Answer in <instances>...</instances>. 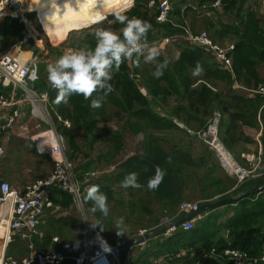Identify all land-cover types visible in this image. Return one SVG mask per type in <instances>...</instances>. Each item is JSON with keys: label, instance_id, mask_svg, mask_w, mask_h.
<instances>
[{"label": "trees", "instance_id": "obj_1", "mask_svg": "<svg viewBox=\"0 0 264 264\" xmlns=\"http://www.w3.org/2000/svg\"><path fill=\"white\" fill-rule=\"evenodd\" d=\"M81 1H47L41 8L33 11L50 15L66 13L76 9ZM97 1L111 4V13L122 12L121 14L129 18L148 21L151 28L146 40H142L144 43H153L160 39L172 40L184 34L186 28L198 32V27H204L209 30L215 42L229 38L235 44L230 54L233 72L221 68L210 53L190 44L185 38L187 41L180 45L182 49L178 59L169 62L166 56L160 55L155 61L146 63L141 56L137 64L134 55L125 60L118 71L113 68L112 79L109 81L112 90L107 96H104L106 89L94 92L90 100L73 94L67 104L55 103L57 90L48 81L47 65H38V79L32 82L31 87L38 91H47L50 105L63 119L71 122V126L67 127L54 116L58 131L66 138V156L73 163L76 179L82 183L87 218H94L95 223L99 222L104 229L103 237L122 249L126 239L139 235L142 230L150 232L158 229L167 222L164 218L177 221L188 215L180 211L183 201L200 200L201 205L217 195L221 198L235 196L255 185L264 184V133L261 136L263 166L257 169L262 174L248 178L232 189L236 180L230 179L222 171L217 154L199 138L190 135L187 129L180 128L174 122V119L183 120L196 130L206 126L211 113L220 111L222 118L219 123V136L224 146L233 152L238 150L237 144L241 140L243 143L250 141L242 131L243 125L260 129L262 123L264 127V94L249 95L243 90L264 86V76L261 74L264 68V16H257L254 9L247 4L248 0H224L221 9L211 8L213 0H196L200 6L198 8L209 4V10L213 13H216L213 10H223L222 12L235 16L232 23L221 22L219 25L212 17L192 12L193 7L186 0H171L173 3L169 19L160 22L158 0L153 6L148 4L150 0H134L131 8L129 7L133 0ZM203 11L206 12L205 9ZM34 12L28 15L33 16ZM123 27L124 25L115 20L114 15L112 23L100 28L111 29L123 39ZM97 29L99 28L90 32L81 31V43L73 44L76 47L73 50L86 46L94 49L96 40L93 33ZM34 44L22 21L9 15L4 18L0 28V52H7L13 45H20L23 50L34 47L28 51L31 53L29 56L33 57L39 53V48ZM46 44V50L55 51L57 57L63 55L61 46H65V43L54 46L47 41ZM165 60L167 67L163 70V75L156 78L153 72ZM197 64L203 69L199 76L193 75ZM198 79L204 82L200 80L198 85H194ZM219 83L225 86L224 89L219 87ZM234 85L241 88L236 89ZM141 87L146 89V95L140 90ZM173 95L177 99L171 104L170 97ZM102 96V106L92 108L91 99ZM107 103L124 112L125 124L133 133L143 135L138 150L121 161L116 158L122 154L124 129L118 127L115 130L100 125V118L107 121ZM80 129L84 137L91 135L90 144L102 138L108 143V147L95 158L87 151L88 157L76 164L84 155L78 140ZM10 143L14 145L13 138ZM31 144L34 146V143ZM38 147L41 151L44 146L38 143ZM34 152L36 157H45L48 161L52 159L49 154L40 153L35 147ZM102 161H105L106 168L100 170L97 166ZM110 166L114 168L108 170ZM157 166L165 171V175L156 190H149L147 182L155 175ZM5 172L7 171L0 169V179H5ZM132 172L138 173V182L143 185L142 188L121 187V181ZM92 185H99L100 190L108 197L109 213L106 217L99 211L93 213L92 202L85 200L86 191ZM192 185L198 187L199 195L188 192ZM49 195L54 206L46 209L42 225L45 236L33 238L35 248L61 249L59 244L51 240L52 236L58 235L63 240L69 239L72 242L75 254L82 244L78 239L86 229L84 219L80 212L76 214L72 211L76 209L73 195L59 184L49 188ZM55 208H59L60 214L50 215ZM201 214L202 218L191 229H185L180 224L168 235L164 231L147 239L145 244L136 245L131 250L130 264H232L223 258L227 247L241 249L253 256L262 253L264 189L241 200L203 210ZM120 218H123L124 235L118 236L116 227ZM76 232L80 233L78 238L75 236ZM13 237L8 254L16 257L25 255L27 242L19 235L14 234ZM65 264H75V261L67 259Z\"/></svg>", "mask_w": 264, "mask_h": 264}, {"label": "built area", "instance_id": "obj_2", "mask_svg": "<svg viewBox=\"0 0 264 264\" xmlns=\"http://www.w3.org/2000/svg\"><path fill=\"white\" fill-rule=\"evenodd\" d=\"M171 0H158V20L167 21L172 10ZM224 0H213L211 8H223ZM150 6L156 4V0H150ZM21 1L19 0H0V18L9 15L19 18L20 15L13 13L20 10ZM207 14H210L209 4L202 6ZM180 37L188 39L189 43L195 45L210 53L218 65L226 71L233 72L231 52L235 44H220L214 41L207 31L192 32L189 28L185 33L174 38ZM160 46L165 47L170 42L169 39H162ZM73 50L65 48L64 53ZM38 63L32 60L27 62L13 52L0 53V160L6 154L5 143L7 135L13 127L23 120L25 116L36 121V127L42 129L34 137L36 147L38 148V136L45 132L54 133L61 157H56L52 152L40 151V153L49 154L54 162L53 171L45 177L38 178L35 181L26 184L23 187L13 186L8 180L0 179V264H65L67 259H73L75 264H124L122 249L108 242L102 234L100 228H93L85 213L84 202L82 198L81 186L73 171V163L66 156V139L56 127L54 116L62 120L67 127L71 126L68 119H63L50 105V97L47 91H38L31 87L30 83L38 79ZM238 86V85H236ZM239 87V86H238ZM259 91L251 90V93H263L264 86H260ZM146 95V89H140ZM222 118L220 111H214L206 126L199 130H192L183 123L174 119L179 127L187 129L189 133L197 137L214 150L226 170L236 178L237 186L248 178H255L262 173L257 171L259 163L254 167L247 169L238 164L231 153L224 146L219 136V123ZM261 154V151H260ZM260 162V157H258ZM73 195L74 202L86 223V229L81 235V248L73 254L72 242L63 240L60 236L54 235L51 240L61 246L59 250L35 248L34 237H44L45 231L42 228L43 216L47 208L54 206L49 195V188L54 184ZM235 188V187H234ZM199 201H184L180 205V211L187 214L198 211ZM202 218L199 212L194 218L182 222L185 229L194 227L195 222ZM176 227L167 231L170 233ZM146 231H140L139 235ZM19 235L27 242L29 252L22 257H16L8 254V247L12 242L13 235ZM111 248L110 252L103 250L101 241ZM144 241L141 245L145 244ZM223 258H226L232 264H262L264 261V247L260 255H249L246 251L238 248L227 247L223 252Z\"/></svg>", "mask_w": 264, "mask_h": 264}, {"label": "rangeland", "instance_id": "obj_3", "mask_svg": "<svg viewBox=\"0 0 264 264\" xmlns=\"http://www.w3.org/2000/svg\"><path fill=\"white\" fill-rule=\"evenodd\" d=\"M175 1H177V0H175ZM186 2L189 5H192V7H193L192 12H194L196 14L201 13V15H203V16L212 17L214 19V21L219 25L221 24V22L230 24L235 20V16H233L232 14L224 13V12H222L223 10H220V11L219 10H213L216 13H213L210 10V14H207L205 11H203L202 8H198L200 6H198V2H196V0H186ZM101 4H102L101 7L103 8V12H102L103 14L102 15H97V14L93 15L92 20L89 21L90 23H92V25L89 26L90 28H88V29L84 28L81 30L79 27L78 19H79V16L83 15V13L86 11L85 6L83 5V0L81 1L80 5L76 9H74V10L71 9L70 11H68L66 13H61V14H56V15H50V14H44V13H38L37 14V12L33 11L34 9L21 10V11L15 12L14 15H20V17L18 19L26 25L27 30H28V35L30 37H32V39L34 40L35 47L39 48V51H38L39 53L33 55V57L31 55L29 56V54H31V53H29L28 51H31V49H34V47H31L27 50H23L20 47V45L11 46L7 52H13V53H15L16 56L21 55V57L23 59H25L27 62L31 61V58H32V60L37 61L38 65L40 67H41L42 63L46 64L47 67L49 64H54L55 61L59 57H57V55H55V51L46 50V48L48 47V45L46 44L47 41H49L54 46H60L62 43H65L66 44L65 46H63V44L61 46V47H63V48H61V53L65 54L64 53L65 48L76 49V47L72 46V45L81 43V39L83 36L82 32H84V31L90 32L96 28L107 26L108 24L113 22V16L119 12L110 13L107 15L104 12H106L105 10L108 7H111V10H112V5L109 3H103V2ZM247 4H249L252 7V9H254V11L257 13V16H259V17L264 16V0H248ZM133 5H134V0H133L131 6L129 8H131ZM32 12H34V15L29 16L28 14L32 13ZM121 13L122 12H120V14ZM106 15H107V17L105 19H103V17ZM4 18L0 21V28H1V25L4 21ZM198 29H199V31H207L210 35V32L207 28L198 27ZM68 35H69V37H68ZM64 41H66V42H64ZM158 41H159V45H160L161 39ZM179 41L181 43V42H185L187 40L183 37H180L178 39H175L170 44H172V43L174 44V43L179 42ZM218 42L220 44H223V45L234 43L233 40L229 39V38H225L223 40H218ZM142 43H144V42L142 41ZM146 44L148 45V48L159 46V45H154V44H149V43H146ZM170 44H168V45H170ZM145 51H147V49H145ZM7 52H5V53H7ZM0 53H2V51ZM261 74H262V76H264V68L261 70ZM107 83L109 84V81ZM31 84H32V82L30 83V85ZM238 86L234 85V87L236 89L241 88V86H239V87ZM219 87L224 89L225 86L223 84H221V85H219ZM99 90H101V89H98L97 91H99ZM243 90L245 92H247L249 95H253V93H251V90L246 89V88H243ZM255 90L259 91V89H253V92ZM259 93H261V92H259ZM146 94H147V91H146ZM176 99H177L176 95L171 96L170 97V103L173 104ZM97 117H101V116H97ZM105 117L107 118V121H104L100 118V121H101L100 125L108 126L111 129H115V130L118 127L124 129V131H123V133H124V144H123L122 151H121L122 154L118 158H116L117 161H121L122 159L126 158L127 155H130V154L134 153L136 150H138V148L140 146L139 142H141L140 140L143 138V135L142 134L137 135V134L133 133L125 124L124 112L111 103H107V105H106ZM36 124L37 123L35 120L28 118V116H25L22 121H20L18 124H16L13 127V129L10 131V134H9L11 139L9 138V141L7 143V153H6V156L3 158V160L0 163V169H4L7 171L4 173L5 180L10 181L16 187H23L26 184L33 182V180L35 181V179L45 177L46 175L50 174L54 169V163H53L52 159H51V161H48L45 157H36L35 156L36 154L34 152V147L35 148H37V147L35 144L34 137L37 134H39V132L42 130V129L37 128ZM260 128H261L260 131H258L259 134L256 131H254L255 129L250 130V129L246 128L247 132L251 135V138H253V136L256 135L257 141L255 140V143H257L258 152H259V142L262 143L260 133H261V136L264 133V127L261 126ZM81 131H82L81 129L78 131V140L83 147L84 155L80 160H78L76 162V164L82 162L86 157H88L86 154L87 151L91 153L92 158H95L99 154L104 153L108 147V143L105 140H103L102 138H99L90 144L89 141L92 139L91 135H88V137H84ZM193 136L197 137L196 135H193ZM12 138L14 139V145H12L10 143L12 141ZM38 138H39V143H41V145L44 146L41 149V151H48L49 150L56 157H61V153L59 151V147H58L57 141L55 139L54 133L45 132V133L40 134L38 136ZM31 142L34 143V146H32ZM65 145H67L66 142H65ZM262 147H263V145H262ZM252 148H253V146H250L248 149L250 151H253ZM251 154L252 153H248V154L246 153L245 156H243V157H246L249 161L251 159ZM218 159H219V163H220L222 171L227 173L229 176H232L226 170V167H224L222 165L219 157H218ZM256 160H257V163H259L258 158H256ZM105 164H106L105 161H102L101 163H99L97 166L98 169L103 170L104 168H106ZM113 168H114V166H110L108 170H112ZM245 168L249 169V167H245ZM188 192L189 193H195L197 195L200 194L198 187H196L195 185H192L190 187V189L188 190ZM215 197L216 198L220 197V195H217ZM215 197H213L211 200L215 199ZM208 200H210V199H208ZM192 201H194V200H192ZM58 210H59V208H55L53 211H51L52 214H50V215H59L60 213ZM72 211L75 212L76 214L81 212V210L78 209L77 206H76V209L72 210ZM47 216H48V214H47ZM92 219H94V218H92ZM163 220L165 221V218ZM85 225H86V223H85ZM79 235H80V233H77V232L75 233L76 238H78ZM13 238L14 237H12V240H13ZM80 239L81 238H79L78 240L80 241ZM65 240L70 241L69 239H65ZM9 246H11V243ZM8 249H9V247H8ZM28 252H29V249L27 247L26 254Z\"/></svg>", "mask_w": 264, "mask_h": 264}, {"label": "clouds", "instance_id": "obj_4", "mask_svg": "<svg viewBox=\"0 0 264 264\" xmlns=\"http://www.w3.org/2000/svg\"><path fill=\"white\" fill-rule=\"evenodd\" d=\"M115 20L124 25L122 28L123 39L111 29L99 28L93 33L96 40L94 49L86 46L79 50H70L61 55L54 64L48 65V81L51 87L57 90L56 104H67L69 97L73 94L82 95L85 100H90L93 93L98 89H106L104 96H107L108 92L112 90L111 85L107 82L112 79L113 68L118 71L121 64L125 60L131 59L134 55L136 56L137 64L141 56L144 57L146 63L155 61L159 56V52L155 47L148 48L146 43H142V40H146L151 28V24L148 21L136 17L129 18L120 13L115 15ZM145 49H147V55L144 54ZM166 67L167 61L165 60L156 66L153 75L159 78L163 75V70ZM202 71V67L197 64L193 75H199ZM103 99V96L98 99H91L90 106L92 108L101 107ZM37 150L39 151L40 148L38 147ZM164 175L165 171L157 166L155 175L149 178L147 182V188L156 190L162 183ZM121 187L139 189L143 185L138 182V173L132 172L128 173L121 181ZM85 200L92 202L91 211L93 213L99 211L105 217L108 215V197L100 190L99 185H92L87 189ZM122 225L123 218H120L116 227L118 236L124 235ZM97 226L100 227L101 231L104 230L99 222L92 223L93 228ZM98 239L101 241L103 250L110 252L111 248L106 241H103L102 237H99V234Z\"/></svg>", "mask_w": 264, "mask_h": 264}, {"label": "crops", "instance_id": "obj_5", "mask_svg": "<svg viewBox=\"0 0 264 264\" xmlns=\"http://www.w3.org/2000/svg\"><path fill=\"white\" fill-rule=\"evenodd\" d=\"M174 40H170V42L168 43V44H170L171 42H173ZM234 42V41H233ZM149 44H154V45H159V41H157V42H153V43H149ZM168 44H166L165 45V47L164 48H162V46H158V47H155L157 50H158V52H159V56L160 55H164V56H166V59H167V61H169V62H171V61H174V60H176V59H178L179 58V55H180V52H181V44H182V42L180 43V41L179 42H176V43H172V44H170V45H168ZM145 54H147V51H145ZM158 56V57H159ZM196 76H199V75H196ZM201 79H198L195 83H194V85H198V81H200ZM201 82H204V80H201ZM222 83H219V85H221ZM209 85V84H208ZM245 92V91H244ZM212 114V113H211ZM210 116L211 115H209V118H210ZM209 120V119H208ZM178 121H180L181 123H183L186 127H189L190 129H192V130H195V127H193V126H190V125H188L185 121H183V120H180V119H178ZM263 124L261 123V126H262ZM194 128V129H193ZM246 128H248V129H250V130H254V131H256L257 133H258V131H260V129H257V128H253V127H250V126H248V125H243L242 126V131H243V133L246 135V137H248V139L250 140L249 142H242V140L237 144V147H238V150L236 151V152H233L232 150H229V149H227V151L229 152V153H231V155L234 157V159H235V161L236 162H238V164H240L242 167H249V169L250 168H252V167H254L255 165H257V160H256V158H258V157H260V162H259V166L260 167H262L263 165H262V163H261V161H262V158H261V154H262V151H263V147H262V143H260L259 142V152H258V148H257V143H255V140L257 141V139H256V135H254L253 136V138H251V135L247 132V130H246ZM256 133V134H257ZM259 134V133H258ZM257 134V135H258ZM9 134L7 135V139H6V143H5V148H6V152H7V143H8V141H9ZM260 137H261V133H260ZM261 142H262V140H261ZM253 143V144H252ZM250 146H253V151H250L248 148L250 147ZM260 151H261V154H260ZM248 154V153H252L251 154V159L248 161V159L246 158V157H243V156H245V154ZM217 156V155H216ZM217 159H218V157H217ZM218 161H219V159H218ZM258 166V167H259ZM258 167H257V169H258ZM228 175V174H227ZM229 176V175H228ZM230 177V179H235L236 180V178L235 177H233V176H229ZM235 188L237 187V180H236V185L234 186ZM232 188V189H235V188ZM46 216V211H45V213H44V216H43V218H42V220H43V223H44V221H45V219H44V217ZM165 221H169L168 219H165ZM89 222L92 224H95V220L94 219H90L89 220ZM43 223H42V225H43ZM169 233H166V235H168ZM81 238V237H80ZM184 253V252H183ZM20 257H22V256H20Z\"/></svg>", "mask_w": 264, "mask_h": 264}, {"label": "water", "instance_id": "obj_6", "mask_svg": "<svg viewBox=\"0 0 264 264\" xmlns=\"http://www.w3.org/2000/svg\"><path fill=\"white\" fill-rule=\"evenodd\" d=\"M124 11H126V10H124ZM85 28H88V27H85ZM261 189H264V184L255 185V186L249 188L248 190L243 191V192H241V193H239V194H237L235 196H229V197H223V198L217 197V198H215L213 200H209L207 202L202 203L200 205L198 211L190 213V214L186 215L185 217H183V218H181V219H179L177 221H167L166 223H164L158 229H155V230L150 231V232H145L142 235H137V236H133V237H130V238L126 239L123 242V246H122V251H123V256H124V264H130L131 250L136 245H141L144 241H146L150 237L158 235V234H160V233H162L164 231H168L169 229H171L173 227H177L182 222H184L186 220H189L191 218H194L199 212H202L203 210L213 209V208H215L217 206H221V205H224V204H227V203H232V202L241 200L242 198L246 197L247 195H250V194H252L254 192H258Z\"/></svg>", "mask_w": 264, "mask_h": 264}, {"label": "bare ground", "instance_id": "obj_7", "mask_svg": "<svg viewBox=\"0 0 264 264\" xmlns=\"http://www.w3.org/2000/svg\"><path fill=\"white\" fill-rule=\"evenodd\" d=\"M19 1H21V5L19 7L21 9L18 11H21V10L38 9L41 8L43 4L47 1H56V0H19ZM83 5L85 6L86 11L83 13V15H80L78 19L80 30L84 29L85 27H89V23H90L89 21L92 20L93 15L103 14L102 13L103 8L101 7L102 4L97 0H83ZM105 11L106 12L104 13H106L107 15L110 14L111 7L106 8ZM0 20H2V17L0 18Z\"/></svg>", "mask_w": 264, "mask_h": 264}]
</instances>
